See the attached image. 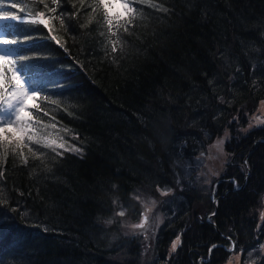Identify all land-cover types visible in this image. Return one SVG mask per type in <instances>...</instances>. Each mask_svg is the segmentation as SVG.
Masks as SVG:
<instances>
[{
	"label": "trees",
	"instance_id": "trees-1",
	"mask_svg": "<svg viewBox=\"0 0 264 264\" xmlns=\"http://www.w3.org/2000/svg\"><path fill=\"white\" fill-rule=\"evenodd\" d=\"M130 2L112 36L95 0H0L25 19L2 39L47 94L35 103L48 116L29 111L83 150L0 149V264H223L232 252L264 264V125L242 132L264 100V0ZM224 130L225 169L199 185Z\"/></svg>",
	"mask_w": 264,
	"mask_h": 264
},
{
	"label": "snow or ice",
	"instance_id": "snow-or-ice-1",
	"mask_svg": "<svg viewBox=\"0 0 264 264\" xmlns=\"http://www.w3.org/2000/svg\"><path fill=\"white\" fill-rule=\"evenodd\" d=\"M20 0H13L11 7L15 8L18 6ZM44 0H41L43 3ZM63 0H53V3L60 5ZM95 2L102 6L104 9V20L108 25V31L112 36L117 35L116 32L112 31L113 20L110 13V8L112 4H120L121 7L125 10V13H132L136 10L131 6L130 0H95ZM45 7H48L45 5ZM50 12L56 13L58 11L57 8H49ZM93 11H96L93 8ZM61 17H63V13H59ZM71 15V14H69ZM123 15V14H122ZM36 17L38 18V22L45 27L48 26L49 20L45 18V13L43 11L36 12ZM16 21L20 20L23 22V18L17 16L16 14H12L9 11H5L0 8V21ZM37 20H33L32 23H36ZM63 23V20H62ZM127 24L130 26L131 21H127ZM7 27H11V25H6ZM128 27L124 28V31H128ZM55 39V37H53ZM112 44H117L118 41H110ZM17 41L15 40H7L0 39V45H4L5 47L0 48V149L3 150L5 157L8 154L9 148H11V152L13 154H17L18 149L28 148V151L33 155L37 154L35 148L30 147L29 145H38L45 148H51L53 151L56 149H62L64 152H82L83 150L76 146L70 145L69 141L65 140L62 136L57 135L54 138L52 137V133L49 132L47 135H42L44 128H56V124H43L42 119L39 116L33 114V112L29 111L30 108H35L37 112H43L44 116H48V111H45L39 104L35 103L36 99L39 98L40 95L44 94L43 89L40 86H35L32 82V78L28 75V69L30 66L20 63L19 61L27 60L26 56H17L16 59H12V55L15 51L14 48H9L7 45H15ZM113 52L117 51L116 47L112 48ZM11 65L8 69L11 72V78L8 82V85L5 84V66ZM5 93L11 99H6ZM51 103L56 104L58 101L52 100ZM261 103H264L262 101ZM259 119V118H258ZM264 123V121H261ZM43 127L40 129L35 128L33 125H41ZM65 131H67L65 129ZM77 135V139H78ZM27 141V143H26ZM223 144L221 140L219 142ZM69 145V146H66ZM57 155H61V152H57ZM19 157L23 160L25 164L28 163L27 157L24 152L21 150L18 153ZM2 175V173H0ZM113 187H116L115 185ZM237 190H239L237 186ZM162 195H167V191H162ZM134 199L140 200L139 196H133ZM116 203V201H114ZM141 203H144L141 201ZM151 212V208L145 206V210L140 215L143 217L139 223H134L131 225L134 229L145 228L146 223L148 222V213ZM118 216H125L126 209L121 208L117 213ZM214 215V213H213ZM111 223L112 221H108ZM180 243V238L177 237L175 241L172 243L173 251L176 250L177 244ZM235 245L233 244V247ZM213 247H216L213 245ZM231 251V249H229ZM212 249H209L211 253Z\"/></svg>",
	"mask_w": 264,
	"mask_h": 264
},
{
	"label": "rangeland",
	"instance_id": "rangeland-1",
	"mask_svg": "<svg viewBox=\"0 0 264 264\" xmlns=\"http://www.w3.org/2000/svg\"><path fill=\"white\" fill-rule=\"evenodd\" d=\"M8 1H11V0H8ZM123 12H124V9L121 7L120 4H112L111 8H110V13H111L110 18H112V20L120 18L121 15L123 14ZM23 20H25V19L23 18ZM10 22H12V20L0 21V39H2L1 26L3 25V23L11 24ZM3 47H5V46L0 45V48H3ZM10 67H11V65L5 66V73H6L5 84H6V86L8 85V82L10 81V78H11V72L8 71V69ZM5 97H6V99H9V100L11 99L10 97L7 96V93H5ZM262 101H264V100H262ZM262 101L259 102L256 112L251 116L250 121L243 128V131H242L243 134H246L248 131H250L251 129H253L255 127H259V126L264 125V123H261V121H264V103H261ZM33 126L37 129H40L43 127V125H33ZM49 132H51L53 134L52 137H50V139L54 138L58 133L59 136H62L65 140L69 141L70 145L78 146L71 138H67V136L64 133L65 129L63 127H60L57 125V127L54 129L53 128H44L42 135H47V133H49ZM228 138H229V132L227 130H224L220 135L216 136L208 144L207 153H206V156L204 158L206 168H204V166H201L198 169V173L196 174V177L199 180V182H198L199 185L203 186L206 184L209 186V184H211L213 179H215V178L217 179L222 174L223 170L225 169V164H226V160H227V151L225 148V143L227 142ZM221 140L223 141V144L219 143ZM26 143H27V141H26ZM66 146H69V145H66ZM56 151L61 152L63 150L62 149H56ZM69 153L74 154L76 156H80L83 153V151L82 152H69ZM202 160H203V158L199 157L198 161L201 162ZM162 191H167V195H162L161 194ZM157 192L159 193V195L164 196V199L168 198V200H166L164 202V204H167V202H169L168 204L172 206L171 208H175V206L178 204L176 202H178L179 197L177 195H173V191L171 189H167V188H166V190L160 189ZM152 209H154V208H151V212H154L155 210H152ZM159 216H161V214H159ZM162 218H164L163 214L161 216V219ZM141 219H143V217L139 218L135 223H139L141 221ZM132 224H134V223H131V225ZM176 239L177 238H175L173 241H175ZM171 251H173L172 244L170 246V252ZM223 264H242L241 252H232Z\"/></svg>",
	"mask_w": 264,
	"mask_h": 264
},
{
	"label": "water",
	"instance_id": "water-1",
	"mask_svg": "<svg viewBox=\"0 0 264 264\" xmlns=\"http://www.w3.org/2000/svg\"><path fill=\"white\" fill-rule=\"evenodd\" d=\"M242 187V186H241ZM241 187H238V188H241ZM235 189H237V187H235ZM214 201V203H215V200H213ZM209 259V257L206 259V261Z\"/></svg>",
	"mask_w": 264,
	"mask_h": 264
}]
</instances>
